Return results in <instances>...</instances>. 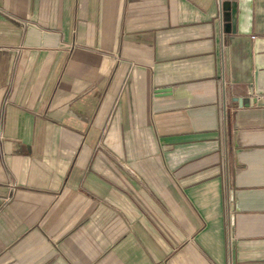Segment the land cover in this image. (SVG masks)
Wrapping results in <instances>:
<instances>
[{"label":"crops","instance_id":"0c3cea01","mask_svg":"<svg viewBox=\"0 0 264 264\" xmlns=\"http://www.w3.org/2000/svg\"><path fill=\"white\" fill-rule=\"evenodd\" d=\"M223 1L0 0V264H264V0Z\"/></svg>","mask_w":264,"mask_h":264},{"label":"water","instance_id":"95a60500","mask_svg":"<svg viewBox=\"0 0 264 264\" xmlns=\"http://www.w3.org/2000/svg\"><path fill=\"white\" fill-rule=\"evenodd\" d=\"M241 0H224L221 4L223 20L225 21V31L235 33L241 14ZM253 84L247 100L252 106L258 96H264V37H258L253 42ZM253 88V89H252ZM170 88H160L155 90L156 95L169 94ZM242 104V98H236Z\"/></svg>","mask_w":264,"mask_h":264},{"label":"bare ground","instance_id":"6f19581e","mask_svg":"<svg viewBox=\"0 0 264 264\" xmlns=\"http://www.w3.org/2000/svg\"><path fill=\"white\" fill-rule=\"evenodd\" d=\"M249 0H241V18L245 19L248 16Z\"/></svg>","mask_w":264,"mask_h":264},{"label":"built area","instance_id":"2783aa9c","mask_svg":"<svg viewBox=\"0 0 264 264\" xmlns=\"http://www.w3.org/2000/svg\"><path fill=\"white\" fill-rule=\"evenodd\" d=\"M252 38H254V36H252Z\"/></svg>","mask_w":264,"mask_h":264}]
</instances>
